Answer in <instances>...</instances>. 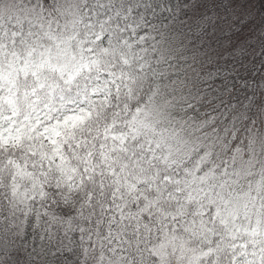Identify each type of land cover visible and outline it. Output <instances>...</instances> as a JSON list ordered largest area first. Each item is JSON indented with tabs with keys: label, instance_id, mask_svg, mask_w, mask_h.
Masks as SVG:
<instances>
[{
	"label": "clouds",
	"instance_id": "clouds-1",
	"mask_svg": "<svg viewBox=\"0 0 264 264\" xmlns=\"http://www.w3.org/2000/svg\"><path fill=\"white\" fill-rule=\"evenodd\" d=\"M255 5L0 0V264H264Z\"/></svg>",
	"mask_w": 264,
	"mask_h": 264
},
{
	"label": "trees",
	"instance_id": "trees-1",
	"mask_svg": "<svg viewBox=\"0 0 264 264\" xmlns=\"http://www.w3.org/2000/svg\"><path fill=\"white\" fill-rule=\"evenodd\" d=\"M256 10L260 14H264V3H260V0H256Z\"/></svg>",
	"mask_w": 264,
	"mask_h": 264
}]
</instances>
